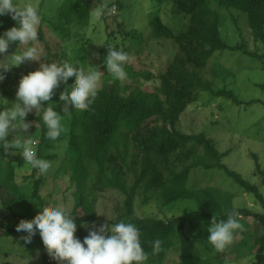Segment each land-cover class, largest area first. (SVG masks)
I'll return each mask as SVG.
<instances>
[{
    "label": "trees",
    "instance_id": "1",
    "mask_svg": "<svg viewBox=\"0 0 264 264\" xmlns=\"http://www.w3.org/2000/svg\"><path fill=\"white\" fill-rule=\"evenodd\" d=\"M94 1L96 5L104 3V0ZM171 2L174 3L177 11L188 17L182 28L173 31L162 21L158 12L150 13L147 22V28L150 29L147 36L153 39H173L177 45L176 53L165 70L154 77L148 71L134 72L133 68L125 65L128 76L136 83V88L127 89L125 85L121 88L120 82L113 80L109 89L102 86L89 110L84 112L73 110L72 119L68 124L66 147L72 155L61 156L56 171L69 174V180L76 184L74 194L76 212L83 203L81 194L84 191L89 195L95 191H113L120 197L113 206L116 213L113 221L127 219L140 228L143 245L150 253L147 264H225L229 259L226 256L213 260L217 252L206 244V228L213 215L225 218V210L233 207L230 203L231 195L215 186L188 187L186 180L190 170L196 167L204 171L213 168L222 170L233 183L251 193L263 209L264 194L259 192L255 183L242 177L235 170L229 169L222 162L221 159L227 152L219 153L213 141L204 132L185 133L179 130V115L188 104L197 100L202 91L224 96L236 105L252 104L255 100H239L226 86L213 89L211 81L203 78L200 71L209 64L215 52L240 50L246 55L260 58H264V53L248 50L241 43L229 45L220 34L219 15L210 6L209 0H171ZM215 2L222 7H233L244 12L253 38L264 40V0H215ZM88 4L89 0H63L59 7L60 19H63V22L76 18L79 25L77 29L79 32L75 37H81L82 41L73 59L82 63L91 57V52H87L89 45L95 46L102 38L101 34L97 33L96 38L89 35V38L83 40V36L87 35L85 31L88 30L91 17ZM112 4L118 9L124 6L120 0L109 2L110 8ZM104 16L106 17V14ZM111 17L115 18L114 15ZM0 21L3 22L0 24V33L15 24L9 15L0 17ZM122 21L125 22L126 18ZM122 24L117 22L118 30ZM130 27L126 25L121 33L132 45H135L137 38L143 33L137 28ZM38 31L39 38L43 41L41 28ZM115 35L114 30L110 29L108 37ZM16 45L11 43L9 49ZM105 45H110L109 39L103 40L99 48L94 51L98 59L99 71L106 69L103 64L107 55ZM123 49L126 51L125 48ZM46 55H50L49 49ZM94 58L91 57L92 62ZM60 59H68L65 52ZM212 66L215 70L212 77L216 79L220 68L214 64ZM141 78L144 80L157 78L158 83L152 90H146L138 87ZM74 80L75 78L70 79L69 84L74 83ZM56 103L54 104L59 111V100ZM25 119H33L40 125V141L36 145L37 155L45 159L56 155L42 151L44 147L51 150L53 146L45 136L46 129L39 114H28ZM130 146L134 151H129ZM252 156L255 169L261 173L264 181V168L261 169L257 155L252 153ZM34 172L35 169L26 178H32L33 181L31 196L41 202L40 179L35 178ZM151 192H154L155 196L158 194L157 198L162 205H171L180 200H190L197 204V209L192 211L197 213L201 220L196 231L194 233L188 231L187 225L191 217L187 211L167 218L138 217L134 211L135 199L142 195V201L146 202ZM238 208L244 228L247 226L246 216H252L260 222L261 233L252 236V245L248 247L249 251L254 250L255 255H260L264 252V210ZM85 216H79L78 212L75 216L77 223L75 235L81 240L87 235L80 226L81 221H86ZM1 227L3 230L0 235L10 236L12 232H16L15 228L6 227L2 223H0ZM154 239L163 242L162 251L157 255H151V242ZM198 241L205 245L202 251L196 247ZM210 253L212 256L208 257ZM173 254L176 260L169 261L170 255ZM42 260L55 261L48 255H44Z\"/></svg>",
    "mask_w": 264,
    "mask_h": 264
},
{
    "label": "rangeland",
    "instance_id": "2",
    "mask_svg": "<svg viewBox=\"0 0 264 264\" xmlns=\"http://www.w3.org/2000/svg\"><path fill=\"white\" fill-rule=\"evenodd\" d=\"M120 1L124 5L122 9H118L116 6L114 11L106 13V17L94 20L92 10L99 5H96L94 0H89L91 17L88 22V30L85 31L87 35L83 36V40L89 38V35L96 38L97 33L101 34L102 38L95 46L90 44L87 52H91V57L94 58V51L99 48L103 40L109 39L110 45L126 49L130 57L126 65L133 68L134 72L148 71L156 77L165 70L166 65L176 53L177 45L173 39H153L147 36L150 30L147 28L149 14L158 12L162 21L173 31L182 28L188 17L177 11L171 0ZM62 2L63 0H38L43 14V20L39 28H41L44 38L43 41L39 38V43L45 55L48 49L50 52V55H46L47 57L42 56L40 62L48 63L51 60H63L60 59L63 52L66 53L68 59H73V55L82 41L81 37H75V34L79 32L76 18L65 22L60 19L59 7ZM108 2H113V0H108ZM209 3L218 12L220 34L229 45L241 43L248 50L264 53V40L253 38L248 26L247 15L244 12L233 7H222L215 0H209ZM111 15H114L115 18H112ZM125 18L126 24L122 21ZM117 22L123 23L119 28L120 30L117 29ZM126 25L131 26L132 29L137 28L143 33L139 35L135 45H132L130 41L122 36L121 30ZM110 29H113L116 33L115 37H108ZM18 47L17 44L16 47L8 49L7 54H13ZM91 57L85 63H80L97 67V57L94 58L93 62ZM213 64L220 68L216 79L212 77L215 71ZM38 67L39 62L37 61H25L18 67L13 66L10 71L4 73L5 79L0 81V97H3L6 103L0 104V109L10 107L16 101L15 93L21 76L36 70ZM101 72L106 73V69ZM200 73L203 78L211 81L213 89L226 86L239 100L255 101L250 105H236L224 96L202 91L199 93L197 100L188 104L186 109L179 115L178 129L185 133L204 132L213 141L214 147L219 153L227 152L222 157V162L229 169L235 170L242 177L255 183L259 192L264 194V181H262L261 173L255 169L252 156V153L257 155L258 162L261 169H263L264 86L261 85L264 84V58L246 55L240 50L215 52L210 58L209 64ZM113 80L108 74L104 75L102 86L109 89ZM119 82L121 88L124 85L128 87L127 89L137 87L129 76L126 80ZM157 83V78L151 80L141 78L138 87L152 90ZM65 87L66 85L61 84L55 90L52 97L53 103L59 100V94ZM28 114H36V111L33 110ZM26 121L30 122L27 134L32 136L37 145L40 141V125L33 119ZM11 137L12 134L10 133L7 139H11ZM50 144L53 149L49 150L44 147L42 151L56 153V155L48 160L59 161L61 156L72 155L68 148L61 150L60 142L50 141ZM129 151H134L133 147L130 146ZM56 170L57 167H54L46 176L39 175L38 171L35 170V178L40 179L39 195L40 197L47 195L48 202L52 204L72 205L75 202L76 184L69 180V174H63ZM32 171L33 169L24 163L23 157L18 152L13 154L12 150L6 152L0 148V203H4L2 210H0V223L6 227L15 228L19 219L22 218L33 219L36 215L41 214L43 207L47 206L42 200L40 202L31 196L33 181L32 178L26 177ZM186 185L195 188L215 186L231 195L230 203L232 206L244 207L252 211L264 210L255 201L251 193L233 183L218 168L206 171L200 167L191 169ZM117 196L113 191H95L90 195L87 191H84L81 194L83 203L77 208L79 216L86 215V221L84 222H86L87 227H82V231L88 233L93 223L96 225L111 224L112 221L107 216L112 220L115 219L116 213L113 206L120 198ZM157 197L158 194L155 196L154 192L149 193L146 202L142 201V195L139 198L137 197L134 201L135 214L138 217L167 218L171 215H179V208L182 203L193 202L180 200L166 206L162 205ZM37 203L40 204V207H37ZM183 211L189 212L191 218L187 228L190 233H194L201 224L199 215L192 213L193 210L188 207L183 208L181 213ZM245 221L247 226L244 231L236 235L233 245L224 252H217L213 256V260H219L226 256L229 259L225 264H264V252L255 255L254 250H248L253 242L252 236L261 233L260 222L252 216H246ZM2 230L3 227L0 228V233H2ZM22 235L24 233H18L17 231L12 232L10 236L0 235V264H57V261L42 260L43 256L48 254L39 235L33 239L31 245H23L20 240ZM15 242L21 244L24 250L19 248ZM211 256L212 253L208 254V257ZM174 260H176V256L174 254L170 255L169 261Z\"/></svg>",
    "mask_w": 264,
    "mask_h": 264
},
{
    "label": "clouds",
    "instance_id": "3",
    "mask_svg": "<svg viewBox=\"0 0 264 264\" xmlns=\"http://www.w3.org/2000/svg\"><path fill=\"white\" fill-rule=\"evenodd\" d=\"M115 8L114 4L110 8L108 0H105L92 10L93 19L100 20ZM5 15H9L15 24L0 33V81L5 79L4 73L10 71L11 67H18L25 61H37L39 67L21 76L15 93L16 101L10 107L0 109V148L6 152L12 150L13 154L18 152L24 163L37 170L39 175L46 176L54 167L59 166V161L37 155L35 141L27 134L30 122L26 121V116L35 110L46 129V138L53 142L59 141L63 150L68 143V124L73 110L84 112L91 108L101 91L105 73L96 66L81 64L76 59L40 62L42 56H47L39 43L38 30L43 14L38 0H0V17ZM11 43L19 47L9 55L7 53ZM105 46L107 55L103 64L106 74L114 80H126L128 73L125 65L130 59L129 53L114 45ZM72 78H75L74 83L69 84ZM61 84L66 87L59 94L58 111L52 97ZM4 103L6 101L0 97V104ZM10 133L12 137L7 139ZM41 200L47 205L42 208L41 214L30 220L22 218L15 225L18 233H24L20 237L23 245H31L39 235L48 256L57 264H147L150 253L145 250L141 230L135 223L127 219L113 221L107 216L111 224L93 223L81 240L75 235L77 212L74 211V203L52 204L48 202L47 195L42 196ZM3 204L0 203V210ZM37 207H40L39 203ZM185 207L196 210L198 205L184 202L180 205V214ZM224 216L219 218L213 215L206 228V244L216 252L230 248L237 233L244 231L237 206L226 209ZM80 226L87 227V224L81 221ZM15 243L24 250L21 244ZM162 243L160 239L151 242V255L162 251ZM204 246L201 241L196 244L200 251Z\"/></svg>",
    "mask_w": 264,
    "mask_h": 264
}]
</instances>
